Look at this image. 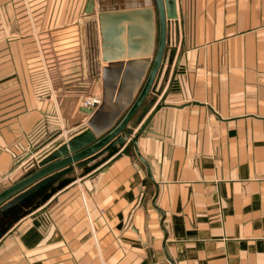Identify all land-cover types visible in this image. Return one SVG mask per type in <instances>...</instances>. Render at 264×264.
Returning <instances> with one entry per match:
<instances>
[{
    "label": "crops",
    "instance_id": "1",
    "mask_svg": "<svg viewBox=\"0 0 264 264\" xmlns=\"http://www.w3.org/2000/svg\"><path fill=\"white\" fill-rule=\"evenodd\" d=\"M85 2L0 0V192L32 135L87 128L76 89L101 99L112 52ZM176 8L132 127L158 110L138 137L148 168L128 140L2 211L0 264H264V0ZM135 27L149 36L147 15Z\"/></svg>",
    "mask_w": 264,
    "mask_h": 264
},
{
    "label": "water",
    "instance_id": "2",
    "mask_svg": "<svg viewBox=\"0 0 264 264\" xmlns=\"http://www.w3.org/2000/svg\"><path fill=\"white\" fill-rule=\"evenodd\" d=\"M110 1L98 0L103 47L112 52L103 57L107 64L102 69L101 102L96 107L81 106L80 112L87 116V128L42 159L36 171L0 192V213L74 168L83 170L128 140L134 143L138 157L148 168L139 152L138 137L158 110L138 135L132 134V127L163 67L168 22L178 16L176 0H141L126 6ZM95 12V0H86L83 13ZM143 14L150 22L149 36L144 37L136 33L135 27L138 16Z\"/></svg>",
    "mask_w": 264,
    "mask_h": 264
},
{
    "label": "rangeland",
    "instance_id": "3",
    "mask_svg": "<svg viewBox=\"0 0 264 264\" xmlns=\"http://www.w3.org/2000/svg\"><path fill=\"white\" fill-rule=\"evenodd\" d=\"M85 59V58H84ZM34 62V60L32 61ZM78 62V61H77ZM79 62H83L82 56H80ZM48 91H45V96L48 97L50 95V89H47ZM78 102L82 106H85L84 102L85 100L89 98H96L101 102L100 94H95L94 91L88 88H78L76 89ZM49 99V98H48ZM99 102V103H100ZM54 106V105H53ZM57 114V113H56ZM58 116V115H57ZM134 124V122H133ZM59 127V126H58ZM61 131V129H60ZM61 134L59 131H54L49 134H45L42 137L39 138V136L32 135L29 139V145L26 150L21 152L19 156L15 158V164H14V171L9 175V179L7 183L14 184V182L19 181L20 179L28 176L32 172L36 171L39 168V162L47 157L49 154H51L54 150H56L58 147L66 143V139L61 137ZM26 204V208H28ZM23 208V206H22ZM15 214V213H14ZM14 214L9 215L5 217V222H8L13 225L14 224ZM16 215V214H15Z\"/></svg>",
    "mask_w": 264,
    "mask_h": 264
},
{
    "label": "built area",
    "instance_id": "4",
    "mask_svg": "<svg viewBox=\"0 0 264 264\" xmlns=\"http://www.w3.org/2000/svg\"><path fill=\"white\" fill-rule=\"evenodd\" d=\"M99 102L100 101L96 98H89V99L85 100L84 104L96 107V106H98Z\"/></svg>",
    "mask_w": 264,
    "mask_h": 264
}]
</instances>
